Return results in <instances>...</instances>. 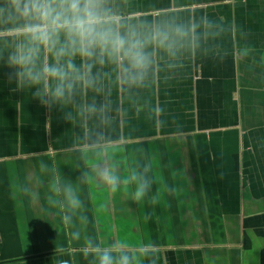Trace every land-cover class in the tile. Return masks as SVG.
Masks as SVG:
<instances>
[{
    "label": "crops",
    "instance_id": "1",
    "mask_svg": "<svg viewBox=\"0 0 264 264\" xmlns=\"http://www.w3.org/2000/svg\"><path fill=\"white\" fill-rule=\"evenodd\" d=\"M110 2L200 27L143 87L105 67L102 94L46 107L18 88L19 31L0 24V264H98L114 243L137 264H264V0ZM93 101L104 118L81 113Z\"/></svg>",
    "mask_w": 264,
    "mask_h": 264
},
{
    "label": "clouds",
    "instance_id": "2",
    "mask_svg": "<svg viewBox=\"0 0 264 264\" xmlns=\"http://www.w3.org/2000/svg\"><path fill=\"white\" fill-rule=\"evenodd\" d=\"M0 24L17 29L11 38L7 64L19 89H32L46 107L72 105L77 94H102L110 73L123 85L143 87L154 70L158 51L176 56L199 24H151L118 17L110 0H5ZM79 61V62H77ZM82 114L104 118L106 106L80 105ZM109 182L117 184L115 176ZM148 185L140 183L135 198ZM70 207L79 200L71 188L64 191ZM155 203V201H153ZM114 243L100 251L98 264H137V257Z\"/></svg>",
    "mask_w": 264,
    "mask_h": 264
}]
</instances>
